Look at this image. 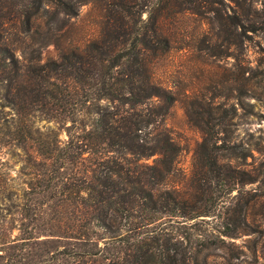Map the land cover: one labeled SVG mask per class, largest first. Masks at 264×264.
<instances>
[{"label":"trees","instance_id":"1","mask_svg":"<svg viewBox=\"0 0 264 264\" xmlns=\"http://www.w3.org/2000/svg\"><path fill=\"white\" fill-rule=\"evenodd\" d=\"M82 5L0 0L2 145L22 155L20 182L0 179V205L15 217L13 226L0 224V264L239 259L232 240L255 233L252 208L230 195L255 180L223 161L221 152L232 147L218 144L219 132L209 127L214 113L199 104L200 111L186 107L190 120L207 118L197 123L203 138L187 189L172 185L180 148L163 120L177 99L154 81L151 66L170 49L165 20L212 15L222 26L255 32L252 2L105 0L98 36L72 47L64 29ZM42 15L50 16L41 25ZM48 44L57 54L43 59ZM35 118L55 128H34Z\"/></svg>","mask_w":264,"mask_h":264},{"label":"rangeland","instance_id":"2","mask_svg":"<svg viewBox=\"0 0 264 264\" xmlns=\"http://www.w3.org/2000/svg\"><path fill=\"white\" fill-rule=\"evenodd\" d=\"M65 1L83 3L77 16L68 19L64 29L66 42L72 47H82L98 36L100 7L105 0ZM249 1L253 4L250 20L257 23L255 32L243 34L240 28L222 26L212 15L181 13L165 20L163 30L170 38V49L151 66L154 81L171 90L177 99L163 120L164 127L180 148L177 160L180 176L173 179L172 185L183 191L187 189L194 154L203 138L197 123L203 127L207 118L196 115L190 120L186 107L191 105L194 111H200L199 104L214 113L215 119L209 120V127L219 132L218 144L232 147L229 152H221L223 161L240 166L255 180L230 195L232 198L239 193L240 202L251 205L248 224L255 233L232 240V250L243 252L239 259L225 263L217 257L211 260L212 264H264V0ZM212 6L219 8L220 3ZM49 16L42 15L39 23L42 25ZM27 43L25 52L30 55L33 43L30 40ZM56 54L54 44H48L43 59L55 58ZM224 113L220 126L219 117ZM34 121V128L42 131L55 128L54 124L39 118ZM0 131V179H13V184L17 185L22 155L2 145L1 127ZM60 138L64 139L65 135L61 134ZM154 159L146 162L151 164ZM13 219L15 217L8 215L0 205V224L13 226ZM16 235L14 229L12 236Z\"/></svg>","mask_w":264,"mask_h":264}]
</instances>
